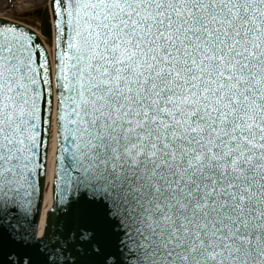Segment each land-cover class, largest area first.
Returning <instances> with one entry per match:
<instances>
[{"label": "water", "instance_id": "obj_1", "mask_svg": "<svg viewBox=\"0 0 264 264\" xmlns=\"http://www.w3.org/2000/svg\"><path fill=\"white\" fill-rule=\"evenodd\" d=\"M35 16L52 55L0 17V264H264V0Z\"/></svg>", "mask_w": 264, "mask_h": 264}, {"label": "rangeland", "instance_id": "obj_2", "mask_svg": "<svg viewBox=\"0 0 264 264\" xmlns=\"http://www.w3.org/2000/svg\"><path fill=\"white\" fill-rule=\"evenodd\" d=\"M48 6L49 0H0V17L40 28V18L35 12Z\"/></svg>", "mask_w": 264, "mask_h": 264}, {"label": "bare ground", "instance_id": "obj_3", "mask_svg": "<svg viewBox=\"0 0 264 264\" xmlns=\"http://www.w3.org/2000/svg\"><path fill=\"white\" fill-rule=\"evenodd\" d=\"M33 29L44 40V42L46 43L48 51L52 55V52H53V49L55 46L54 39H53L52 44H50L51 43L50 40L41 33L39 27H36ZM53 36H54V32H53ZM50 45H52V46H50ZM51 57L53 59V56H51ZM55 151H56V128L54 125L53 126V135H52V140H51L50 154H49V161H48L47 187H46V191H45V199L43 202V212H42L41 220L46 215V213L48 212V210L50 209V207L52 205V180H53L54 164H55Z\"/></svg>", "mask_w": 264, "mask_h": 264}]
</instances>
